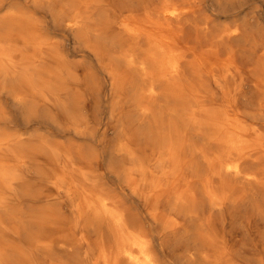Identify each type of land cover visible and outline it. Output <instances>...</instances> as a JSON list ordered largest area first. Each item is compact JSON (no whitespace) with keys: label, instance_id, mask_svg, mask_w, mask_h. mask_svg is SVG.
Segmentation results:
<instances>
[{"label":"bare ground","instance_id":"bare-ground-1","mask_svg":"<svg viewBox=\"0 0 264 264\" xmlns=\"http://www.w3.org/2000/svg\"><path fill=\"white\" fill-rule=\"evenodd\" d=\"M0 264H264V0H0Z\"/></svg>","mask_w":264,"mask_h":264},{"label":"rangeland","instance_id":"rangeland-1","mask_svg":"<svg viewBox=\"0 0 264 264\" xmlns=\"http://www.w3.org/2000/svg\"><path fill=\"white\" fill-rule=\"evenodd\" d=\"M245 9H252V7L247 5Z\"/></svg>","mask_w":264,"mask_h":264}]
</instances>
